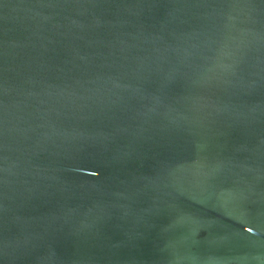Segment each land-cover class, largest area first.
Masks as SVG:
<instances>
[{"label":"water","instance_id":"water-1","mask_svg":"<svg viewBox=\"0 0 264 264\" xmlns=\"http://www.w3.org/2000/svg\"><path fill=\"white\" fill-rule=\"evenodd\" d=\"M0 264H264V0H0Z\"/></svg>","mask_w":264,"mask_h":264}]
</instances>
